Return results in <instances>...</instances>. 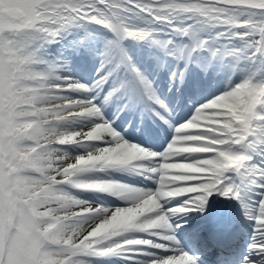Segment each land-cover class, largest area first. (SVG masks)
Masks as SVG:
<instances>
[{"label": "snow or ice", "instance_id": "6c2138e0", "mask_svg": "<svg viewBox=\"0 0 264 264\" xmlns=\"http://www.w3.org/2000/svg\"><path fill=\"white\" fill-rule=\"evenodd\" d=\"M0 264H264V0H0Z\"/></svg>", "mask_w": 264, "mask_h": 264}]
</instances>
